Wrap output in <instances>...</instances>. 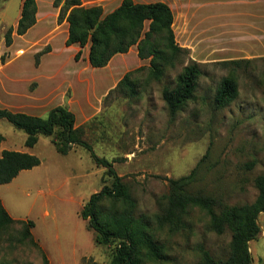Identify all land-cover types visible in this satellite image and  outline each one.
<instances>
[{
  "label": "rangeland",
  "instance_id": "rangeland-1",
  "mask_svg": "<svg viewBox=\"0 0 264 264\" xmlns=\"http://www.w3.org/2000/svg\"><path fill=\"white\" fill-rule=\"evenodd\" d=\"M22 5L23 0H0V50L4 49L0 108H19L42 117L59 105L75 112L84 139L96 156L113 162L136 199L135 215L150 225L167 255L163 262L144 257L141 264H196L202 248L217 258H227L232 231L211 230L204 209L192 206L185 227L176 232L159 228L155 217L169 192L168 179L187 175L202 158L192 191H203L230 205L250 203L257 197L255 178L264 173V46L253 52L217 51L209 56L191 50L175 66L167 65L159 80L148 68L135 71L132 79L137 94L129 96L126 89L112 90L127 70L139 67L137 50L127 56L116 54L109 68L92 67L86 47L76 60L62 30L47 35L55 26V9L46 0L41 3L46 17L27 37L16 33L15 45L8 50L5 32L17 26ZM50 42L53 49L50 46L37 62V53ZM3 54L6 61L11 60L4 68ZM239 58L252 62L228 68L218 63ZM191 59L202 67L196 97L172 117L162 91L176 86ZM149 64L146 59L142 65ZM115 71L125 72L114 81ZM231 75L237 81L238 95L217 107L218 86ZM0 134L4 136L0 155L5 149L21 150L41 159L40 165L0 184V199L17 220L0 227V264H45V257L48 264H112L116 243H97L95 232L80 216L93 193L113 184L107 167L99 165L85 146H75L67 154L58 152L45 134H39L34 147H27L26 132L5 118L0 119ZM251 162L254 166L248 168ZM110 208L111 202L103 203V209ZM30 220L39 246L22 240L23 226L18 221ZM258 220L261 232L249 243L252 264H264V212Z\"/></svg>",
  "mask_w": 264,
  "mask_h": 264
},
{
  "label": "trees",
  "instance_id": "trees-1",
  "mask_svg": "<svg viewBox=\"0 0 264 264\" xmlns=\"http://www.w3.org/2000/svg\"><path fill=\"white\" fill-rule=\"evenodd\" d=\"M53 4L60 9L58 22L69 23L67 46L78 43L84 48L90 44L89 62L92 67L107 66L116 54L127 53L134 45L137 46L139 58L150 59L148 66L141 65L127 71L112 91L126 89L129 96H135L137 91L132 79L135 71L148 68L152 77L159 80L164 76L167 65L175 66L177 59L190 53V49L180 46L176 40L174 13L164 1L122 0L109 13L104 12L102 5L86 6L82 0H54ZM37 12V0H23L17 26H10L5 32L7 47L13 44L14 33L24 35L37 23ZM162 43L164 47H161ZM48 50L50 46L37 53V62ZM81 54L82 49L76 53V60L80 59ZM1 59L5 62L6 54ZM250 62L252 59L239 58L218 63L228 68L241 67L242 64ZM201 74V63L191 59L177 77L176 86H166L163 89L162 96L172 117H176L196 97ZM237 95L238 84L234 75L226 76L218 86L215 105L223 107ZM1 118L26 132L27 147H34L39 141V134H45L51 137L58 152L67 154L75 146H85L90 149L99 165L107 167V174L113 177V184L105 185L100 191L93 193L82 207L80 216L87 221V228L95 232L97 243H116L112 264H141L144 257L162 262L167 259L162 245L151 232L150 225L135 215L137 202L129 186L122 182V177L117 174L112 161L100 158L93 152L92 145L83 137L82 126H76L77 117L74 111L59 105L47 117H42L0 108ZM3 140L4 136L0 134V147ZM40 164V157L34 153L5 149L0 155V184L9 183L23 170ZM199 164L187 175L168 179L169 192L163 197V208L155 217L158 227L167 228L171 232L183 229L189 209L198 206L209 214L211 230L223 234L230 229L232 238L227 258H217L208 249L202 248V257L196 264H252L249 243L261 232L258 219L260 213L264 212V173L255 178L258 195L253 202L230 205L203 191L191 190ZM246 166L252 168L254 162L247 163ZM106 201L111 202L109 210L103 209ZM16 221L0 199V227ZM18 222L23 226L22 240H30L38 245L31 230L35 225L34 221ZM45 262L48 264L46 257Z\"/></svg>",
  "mask_w": 264,
  "mask_h": 264
},
{
  "label": "crops",
  "instance_id": "crops-1",
  "mask_svg": "<svg viewBox=\"0 0 264 264\" xmlns=\"http://www.w3.org/2000/svg\"><path fill=\"white\" fill-rule=\"evenodd\" d=\"M43 1L44 0H37V23L33 27H31L26 34L20 35L23 38L27 37L30 32L34 30L38 26V24L41 23L42 20L46 17V15L42 14L41 10V3ZM46 1H48L52 6L54 0ZM134 1L154 2L160 0ZM161 1L168 3L174 13L173 28L176 34V40L178 41L180 46L190 49V52L191 50H197L198 52H202L204 53V55L209 56V54L217 51L231 52L232 50H236L237 52H253L262 50V46H264V0ZM82 2L86 6L102 5L104 8V12L109 13L117 8L121 4L122 0H82ZM53 7L55 9V26L53 30L48 32L47 35L50 34V36H52V34L62 30L63 40L65 42V45L67 46L66 40L69 35V23L67 21L59 23L58 16L60 9L55 7L54 4ZM16 36L18 35L14 33V42L10 47H6L8 50H11L14 47ZM50 36V39L48 41L52 42V38ZM51 42L49 46H51V49H53ZM87 46L86 56L89 59L90 44ZM67 47L72 49V56L76 55L79 50L83 49L78 43H74ZM135 49L138 52L137 46L134 45L127 53L120 54H122V56H127ZM3 50L4 49L0 50V55L4 52ZM116 57L117 56H114L112 58L113 60L109 62V64L106 66L107 68L112 66ZM145 60L146 59L140 58L138 61L139 64L137 66H141ZM10 62L11 60L5 61L4 64H2V68L7 67ZM118 70L119 69H117V71ZM117 71H115L113 74L114 81L118 80L121 77V74L125 72L123 71L122 73H119ZM14 111L24 112L19 108H16ZM76 126L78 125L76 124Z\"/></svg>",
  "mask_w": 264,
  "mask_h": 264
},
{
  "label": "bare ground",
  "instance_id": "bare-ground-1",
  "mask_svg": "<svg viewBox=\"0 0 264 264\" xmlns=\"http://www.w3.org/2000/svg\"><path fill=\"white\" fill-rule=\"evenodd\" d=\"M92 89V87H90ZM76 108V107H75Z\"/></svg>",
  "mask_w": 264,
  "mask_h": 264
}]
</instances>
